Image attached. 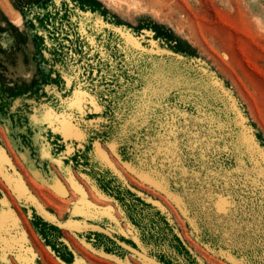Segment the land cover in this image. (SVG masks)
<instances>
[{
    "label": "rangeland",
    "instance_id": "obj_1",
    "mask_svg": "<svg viewBox=\"0 0 264 264\" xmlns=\"http://www.w3.org/2000/svg\"><path fill=\"white\" fill-rule=\"evenodd\" d=\"M0 155V264H264V0H0Z\"/></svg>",
    "mask_w": 264,
    "mask_h": 264
},
{
    "label": "snow or ice",
    "instance_id": "obj_2",
    "mask_svg": "<svg viewBox=\"0 0 264 264\" xmlns=\"http://www.w3.org/2000/svg\"><path fill=\"white\" fill-rule=\"evenodd\" d=\"M166 90V87L161 90L159 87L149 86V91L153 94L148 98L149 102L142 105L139 114L143 117L139 125L141 127H148V122L156 121L158 132L155 137L157 141L155 150H159L162 155L167 154L170 157L174 155L181 160L184 159L185 152L191 155L201 150L210 151L208 145L212 141L209 138V130L201 127L197 120L177 115V110L172 104L165 103L161 98L163 91ZM165 109L168 111H164Z\"/></svg>",
    "mask_w": 264,
    "mask_h": 264
},
{
    "label": "bare ground",
    "instance_id": "obj_3",
    "mask_svg": "<svg viewBox=\"0 0 264 264\" xmlns=\"http://www.w3.org/2000/svg\"><path fill=\"white\" fill-rule=\"evenodd\" d=\"M1 156V155H0ZM173 198V197H172Z\"/></svg>",
    "mask_w": 264,
    "mask_h": 264
}]
</instances>
